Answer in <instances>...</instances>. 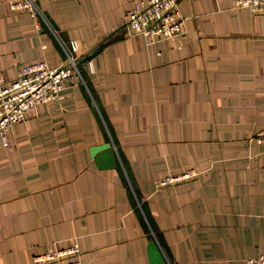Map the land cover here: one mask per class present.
<instances>
[{
  "label": "crops",
  "instance_id": "obj_1",
  "mask_svg": "<svg viewBox=\"0 0 264 264\" xmlns=\"http://www.w3.org/2000/svg\"><path fill=\"white\" fill-rule=\"evenodd\" d=\"M12 1L0 0V77L69 54L79 72L0 137V264L70 243L85 264H149L151 237L165 264L263 253L264 14L180 0L181 34L151 40L125 22L135 0H37L38 19ZM105 141L113 168L90 155Z\"/></svg>",
  "mask_w": 264,
  "mask_h": 264
},
{
  "label": "built area",
  "instance_id": "obj_2",
  "mask_svg": "<svg viewBox=\"0 0 264 264\" xmlns=\"http://www.w3.org/2000/svg\"><path fill=\"white\" fill-rule=\"evenodd\" d=\"M37 0H13L15 8L28 11L38 19ZM180 0H135L125 11V22L133 34L145 35L151 40L175 39L182 32L183 16L179 10ZM237 5L249 7L253 12L264 14V0H237ZM71 50H77L75 40L70 41ZM90 66L92 60H90ZM79 72L77 61L69 54L66 63L50 66L46 61L23 64L11 81L0 77V137L6 139L10 127L22 120L41 103L61 98L66 83ZM264 144V130L255 135ZM177 175H166L158 185L176 183L192 176L186 169ZM248 264H264V252L246 259ZM32 264H85L75 243L54 246L34 255Z\"/></svg>",
  "mask_w": 264,
  "mask_h": 264
},
{
  "label": "water",
  "instance_id": "obj_3",
  "mask_svg": "<svg viewBox=\"0 0 264 264\" xmlns=\"http://www.w3.org/2000/svg\"><path fill=\"white\" fill-rule=\"evenodd\" d=\"M90 155L98 168H113L116 166L115 152L110 141L91 145ZM149 264H165L166 258L160 249L155 237L149 239L147 245Z\"/></svg>",
  "mask_w": 264,
  "mask_h": 264
},
{
  "label": "rangeland",
  "instance_id": "obj_4",
  "mask_svg": "<svg viewBox=\"0 0 264 264\" xmlns=\"http://www.w3.org/2000/svg\"><path fill=\"white\" fill-rule=\"evenodd\" d=\"M61 98H62V96H61ZM61 98H59V99L57 98L56 101L59 102V101L61 100ZM35 108H36V107H35ZM35 108H34V109H35ZM34 109H33V110H34ZM33 110H32V111H33ZM30 114H31V112L28 113V114H27L22 120H24V119H25L27 116H29ZM22 120H20V121H22ZM20 121H18V122H20ZM16 123H17V122H16ZM14 124H15V123H14ZM14 124H13V125H14ZM13 125H12V126H13ZM12 126H11V127H12ZM11 127H10V128H11ZM255 137H256V136H255ZM257 139H258V138H257ZM188 169L193 171V174H192V176H190V177H193V176L197 175V170H196V169H194V168H188ZM184 171H187V170H184ZM184 171H180V172L173 173V174H170V175H177V174L183 173ZM75 244L77 245V243H75ZM77 246H78V245H77ZM79 250H80V249H79ZM80 256H81V251H80Z\"/></svg>",
  "mask_w": 264,
  "mask_h": 264
}]
</instances>
